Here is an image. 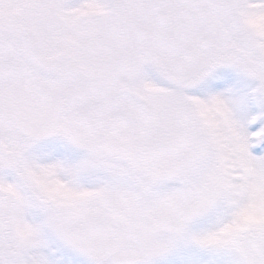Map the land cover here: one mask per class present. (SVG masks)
Listing matches in <instances>:
<instances>
[{
    "label": "snow or ice",
    "instance_id": "snow-or-ice-1",
    "mask_svg": "<svg viewBox=\"0 0 264 264\" xmlns=\"http://www.w3.org/2000/svg\"><path fill=\"white\" fill-rule=\"evenodd\" d=\"M0 264H264V0H0Z\"/></svg>",
    "mask_w": 264,
    "mask_h": 264
}]
</instances>
